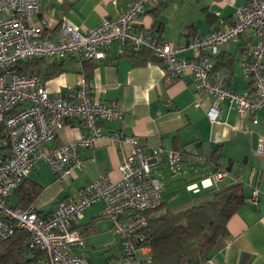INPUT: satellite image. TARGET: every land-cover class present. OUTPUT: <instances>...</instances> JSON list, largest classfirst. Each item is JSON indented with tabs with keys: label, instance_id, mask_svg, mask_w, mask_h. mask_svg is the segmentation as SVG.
I'll use <instances>...</instances> for the list:
<instances>
[{
	"label": "built area",
	"instance_id": "obj_1",
	"mask_svg": "<svg viewBox=\"0 0 264 264\" xmlns=\"http://www.w3.org/2000/svg\"><path fill=\"white\" fill-rule=\"evenodd\" d=\"M157 1L133 0L116 17L102 20L87 32L64 22L60 39L53 41L43 39V29L34 23L42 12V0H0V128L2 145L7 147L6 157L0 159V240L24 230L28 233V246L44 252V264H92L79 254L86 246V238L75 226L98 202L104 204L103 216L112 220L113 234L122 247L116 264H152V249L145 243L144 230L148 226L147 213L164 201V182L153 172L154 159L145 157L143 150L137 148L135 137L103 131V123L122 120L124 113L114 104L93 98L91 82L86 77L80 78L73 99L69 100L63 94L52 96L38 75L21 74V62L44 57L74 58L81 63L103 60L113 43L120 44L121 54L126 52L124 47L147 49L163 62L170 80L185 73L193 76L200 99H210L207 115L211 122L220 120L222 105L228 104L236 109L239 118L251 115L255 125L261 123L258 113L264 112V0H242L239 4L228 0L236 7L231 23L221 20L211 34L197 36L182 45L159 42L136 30L146 8ZM247 30H252L256 38L250 57L241 64L249 89L237 92L228 84L230 74L215 72L214 63L220 47L237 41ZM190 49L200 53L197 59L181 56ZM76 118L82 120L88 134L51 146L67 120ZM104 140L136 147L121 165L119 180L107 175L98 178L81 190L77 201H60L49 217L40 215L33 206L21 209L11 205V195L30 177L40 160L53 170L57 181H68L86 167L82 150ZM255 152L264 156V134L260 135ZM167 154L171 168L182 162L178 151ZM230 177V170L218 169L187 189L198 193ZM260 196V190L254 188L246 201L258 204Z\"/></svg>",
	"mask_w": 264,
	"mask_h": 264
},
{
	"label": "crops",
	"instance_id": "obj_2",
	"mask_svg": "<svg viewBox=\"0 0 264 264\" xmlns=\"http://www.w3.org/2000/svg\"><path fill=\"white\" fill-rule=\"evenodd\" d=\"M132 1L42 0V12L35 17L34 23L43 29V39L58 41L64 22L87 32L102 20L116 17ZM236 1L237 4L242 2ZM235 8L228 0H159L146 8L135 26L136 30L152 35L159 42L182 45L197 36L211 34L221 20L231 23ZM255 43L254 32L247 30L237 41L220 47L218 59L215 60L216 72L222 75L229 73L228 84L237 92L249 89L241 64L250 57ZM119 47V43H113L107 48L105 59L90 63L93 66L89 80L92 97L114 104L124 113L122 120L103 123V131L122 132L126 136L135 137L138 141L137 148L143 150V155L154 159L153 172L161 180L164 177L162 181L166 190L169 183V189L178 186L177 182L166 177L165 170L173 169L168 165V151L181 150L185 153V161L182 163L196 165V168L198 165L203 167L197 181L191 178L186 182L199 183L214 172V167L206 164L215 155V149L221 146L217 163L222 168H228L232 177L221 182L219 187L231 184L237 176L241 177L245 200L241 209L228 222L229 235L216 242L208 264H264V156L255 152L259 137L264 134V123L255 125L251 115L239 118L236 109L228 104L222 105L220 120L211 122L207 115L210 99H200L190 73L170 80L159 64L135 59L127 54L132 50L130 47H124L127 53L121 54ZM199 55L198 51L192 49L181 54L190 59H197ZM47 61L65 64L63 73L44 80L51 95L63 94L72 100L80 78L85 77L83 72L86 64L74 58H47ZM258 116L263 119L264 112L260 111ZM87 134L82 120L76 118L67 122L57 140L50 145L68 142ZM159 149L164 151L157 155ZM135 150L136 147L130 144L99 141L82 150L86 167L73 179L64 182L57 181L53 170L44 160H40L27 179L31 184H36L39 191L32 206L40 215L49 217L60 201H77L81 190L98 178L107 175L112 180H119L121 165ZM188 158L192 161L188 162ZM196 168L191 167L195 173L201 171ZM191 169L184 171V174ZM254 188L261 192L258 204L246 201ZM21 191L12 194V206L17 207ZM103 208L102 202L91 206L78 226H88V234L96 236L99 225L96 221L106 219L109 224L106 226L108 237L105 245H111L120 259L122 247L113 234L112 220L103 218ZM85 252L92 258L89 261L95 264V256L88 247Z\"/></svg>",
	"mask_w": 264,
	"mask_h": 264
},
{
	"label": "trees",
	"instance_id": "obj_3",
	"mask_svg": "<svg viewBox=\"0 0 264 264\" xmlns=\"http://www.w3.org/2000/svg\"><path fill=\"white\" fill-rule=\"evenodd\" d=\"M127 54L137 60L155 62L164 69L163 62L155 57L150 50L132 49ZM137 56L139 57L136 58ZM217 57L215 60L218 59ZM90 63L85 62V72H83L88 80L91 78L93 69ZM18 71L21 74L38 75L47 81L63 73L65 64L58 61L49 63L46 57L33 58L21 62L18 65ZM214 71H217L215 67ZM261 123H264L263 119H261ZM221 148L220 146L219 149H215V155L206 164L214 167V171L229 170L222 168L217 163V158L221 155ZM175 151H178L181 157L183 156L181 160L185 161V153L181 150ZM6 153L7 147L2 145V129L0 128V159L6 157ZM187 161L192 160L188 158ZM241 179L237 176L234 182L229 185L219 187V183L198 193L188 191L187 186L195 183L189 182L184 185L188 193L176 197V199L175 195H172L169 201L164 199L166 190L164 184V201L160 207L147 213L148 226L144 230L145 243L152 249V264H208L216 242L221 237L229 235L228 222L230 218L244 205L245 188ZM19 191H21V195L16 208L21 209L31 207L39 193L36 184H31L27 180L16 192ZM82 227L77 225L75 229L80 230L86 237ZM27 241L28 233L24 230H17L9 239L0 240V264H44V252L39 248H30Z\"/></svg>",
	"mask_w": 264,
	"mask_h": 264
},
{
	"label": "rangeland",
	"instance_id": "obj_4",
	"mask_svg": "<svg viewBox=\"0 0 264 264\" xmlns=\"http://www.w3.org/2000/svg\"><path fill=\"white\" fill-rule=\"evenodd\" d=\"M168 165H170L169 162H168ZM195 166L196 165L188 166L181 162L177 166H175L173 169L165 170L166 177L169 178L170 181L173 180V182H177L178 184V186L175 189H169V187H171V183H169V185L167 186V190H165L164 192V196L167 201H169L172 198V195H175V199H176V197H180L181 195L188 193L184 186L187 182V179L193 178L194 180L197 181L199 177L201 176V173L203 172L202 170L203 167H200L199 165L197 166V168L201 171L196 172V173L193 172L191 167L196 168ZM178 168L180 169L178 170ZM189 169H191V171H189V173L184 174V171L188 172ZM42 174H40L41 177H43ZM182 174L184 175L182 176ZM162 178L164 179V177ZM103 218H106V217H103ZM96 222H99L98 231L95 232V234H97L96 236L94 235L90 236L93 233L88 234L87 226L82 227V230L86 235L85 248L88 247L90 252L95 256V261L93 259V262H95V264H110V263L116 264L118 262L119 256L118 255L116 256V252L114 251V248L112 249L111 245H105L106 243L105 239L108 237L107 236L108 230L106 226L109 223L106 221V219L104 220L102 219V221L101 219H99ZM85 248L79 250V254L83 255L86 259L89 260V258L91 257L89 256V253L85 252ZM93 248H96V249L93 250Z\"/></svg>",
	"mask_w": 264,
	"mask_h": 264
}]
</instances>
